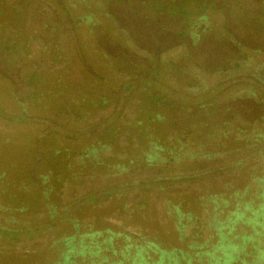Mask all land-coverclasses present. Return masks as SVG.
Here are the masks:
<instances>
[{"label":"rangeland","instance_id":"obj_1","mask_svg":"<svg viewBox=\"0 0 264 264\" xmlns=\"http://www.w3.org/2000/svg\"><path fill=\"white\" fill-rule=\"evenodd\" d=\"M68 1L77 7L0 0V264H53L64 238L98 229L155 242L150 261L177 249L182 264H264V220L257 234L238 221L234 243L255 240L236 257L234 245L223 262L220 251L197 255L213 251L216 224L239 206L264 204V0ZM89 11L107 21L78 30L74 15ZM154 152L165 158L155 169L145 161ZM179 202L200 219L184 218L182 234L167 213ZM10 224L14 238L2 234ZM108 236L94 241L112 261L126 242L111 247Z\"/></svg>","mask_w":264,"mask_h":264},{"label":"trees","instance_id":"obj_2","mask_svg":"<svg viewBox=\"0 0 264 264\" xmlns=\"http://www.w3.org/2000/svg\"><path fill=\"white\" fill-rule=\"evenodd\" d=\"M80 1H81L80 3H82L85 0L84 1L80 0ZM77 5H78L77 2H71V1L65 0L64 6L70 10H74V8L77 7ZM85 6L87 7V5H85ZM89 13H90L89 15H85L83 17H82V15H74L75 24L78 27V30H80V28L82 27L81 23H83V22L85 23V20H87L86 22H88V23L97 22L96 24H102L105 21H107V18H104V20H102L101 17L93 15V11H89ZM113 23H114V25L117 24L116 21H114ZM104 26H106V24ZM106 28H107V31H109L110 35H113V33L119 32V35L120 34L123 35L124 41L127 39L125 36V31L123 29L116 31L115 29H117V26H106L105 29ZM83 48L86 51L88 50V48H86V46H84ZM109 58H111L110 55H108L104 51H98L97 54L95 55V59L107 60ZM113 64H115V63L114 62L109 63V64H107V67L105 65H103V66L105 69L106 68L109 69V68H111V66H114ZM99 75H101V73H99ZM95 101H96V103H95ZM106 102H107V99L102 97L100 99H93L92 104L93 105H99V106L103 107L106 104ZM155 102H158V101H155ZM83 109H84V104H83V102H81L78 105V107L76 108V110L81 115H83ZM24 112H25V114H23V116L19 117L20 121H25L27 119L28 112L27 113H26V111H24ZM72 113L70 114L71 117L69 115H67V117L72 118V115L75 114V113H73V114ZM156 117L160 121V117L159 116H156ZM56 197H57V195H56ZM40 198H41V200L44 199V207L46 208V212L48 215V217L46 219L53 220L54 214L57 212L55 211V209H53L51 207L52 204H51V206L48 205L49 195H46L45 197L43 195L42 196L40 195ZM42 204H43V200H42ZM250 204H251V210L249 209V206H248ZM260 209L262 210V213H260ZM260 209L252 210V203L251 202L247 203V205H245V207L242 208L241 206H239V208L237 210L232 212L233 215H236L235 219L232 220L231 218H229L227 223L224 225H223V223L216 224L215 227L218 228L217 232L219 231V237L220 238L218 239L217 243L214 244V249H213V251H211L212 253L210 256H212V255L214 256L217 251H220L223 254L222 256L225 258L224 253L225 254L226 253H232V251L229 252V251H225L224 249L231 248V247H229V245H232V246L234 245L235 246L234 250L237 251L234 255L236 257V254H240V252L244 250L245 246L243 247V245L245 243L252 242L253 240H255V237L253 235H251V234L246 235V233H243V235H242L243 242L234 243L235 240L232 236V231L235 229V225L238 223V221H244L247 224L252 223L253 227H254L252 234H254V233L257 234L259 231L257 229H255V226L258 224H262L261 221L264 220V204L261 205ZM246 210L251 211L252 215L248 216L246 213ZM260 218H262V219L260 220ZM38 219H39V217H38ZM71 220H73V219H71ZM37 223L38 222L36 221V224L33 228L38 227V229H39L44 224V222L42 224L39 223V226H38ZM226 228H228L227 231L225 230ZM1 229H3V231H2L3 235L12 236L13 238L16 236L17 231H18V230H16L15 232H13L11 230V229H13V225L11 226V224L9 226L8 225H2ZM92 232L93 233L91 236L87 235V233L83 234V238H81L80 243L74 242L75 237H76L74 235H71V236L64 238V241L66 242V245H67V249L61 253V258L53 264H77L75 258L78 255H81L83 257V262L85 261V259H87V257H89L92 264H104V263H107V264H125L124 262L126 260H131V259H132L131 264H164L166 258H169L168 264H178L179 263V257L176 255L177 249H174L172 254L166 253L167 254L166 256L162 255L158 261H154V260L150 261V259H151L150 252L153 251L156 253V250H159L158 245L155 242H146L144 244H140V243L134 244L131 242L129 244L127 243V244L123 245V248L120 247L121 257H117L116 259L113 258L112 261H109L110 260L109 256L102 257L100 254L101 250H102L101 244L97 243V242L95 243V241H94L95 240L94 235L101 236L103 234V232L99 229L96 231H92ZM109 233H110V235L108 237H105V239H104L105 244L106 243L111 244L113 242V239L116 236H118L117 234L111 233L110 230H109ZM86 236H88V237H86ZM86 238L90 239V241L88 243H86ZM57 243L53 242L52 245H56ZM112 246H113V244H111V247ZM132 247L135 248L134 253H132L130 250ZM107 249H108V247H106V250ZM163 253H165V252H163ZM262 253L264 255V250L262 251ZM201 255H203V254H199V256H201ZM183 258H185V257L181 256L180 259H183ZM214 258H215V260L217 259V257H214Z\"/></svg>","mask_w":264,"mask_h":264},{"label":"flooded vegetation","instance_id":"obj_3","mask_svg":"<svg viewBox=\"0 0 264 264\" xmlns=\"http://www.w3.org/2000/svg\"><path fill=\"white\" fill-rule=\"evenodd\" d=\"M156 148V147H155ZM194 155H198V153H191L190 155H188L187 154V157H193ZM204 156V155H203ZM200 157H201V154H200ZM203 158V157H202ZM148 164V166L149 167H151V168H153V169H155L156 167H158L161 163H165V158H163V157H161L160 156V154H158L157 152H154V153H150L149 155H148V157H147V159L145 160ZM168 202V201H167ZM171 207H169V206H167V213H168V215L170 216V217H175V215L176 216H178L179 217V220L176 222V224H177V229H178V231H180V233L182 232L181 231V229L179 228V225L180 224H182V221H183V219L185 218V220H187V221H192L193 223L194 222H197V221H200V219L198 218V217H195V216H193V215H191L190 213H187V216L185 217V215L183 214V213H181V210H180V202L179 203H177V205L176 204H174L173 205V209H170ZM183 225V224H182ZM73 226L75 227V229H77L78 228V226L79 225H77V224H73ZM99 230H101L103 233L104 232H106V234H108V235H110V233H109V230H110V232L111 233H114V234H117L118 236H123V240H125V244H129L130 242L129 241H131L132 240V238L134 237V236H131L130 234H128V233H122V232H120V231H118V232H114L113 230H111V229H106V231L105 230H102V229H99ZM76 232V231H75ZM76 233H78V232H76ZM76 233L74 234V236H76ZM85 233H87V235H92V231L91 230H86L85 232H83L82 233V237H83V234H85ZM182 234V233H181ZM180 234V236H182ZM95 236H97V235H94V237ZM86 237H88V236H86ZM128 238V239H127ZM134 239H139V237L137 236L136 238H134ZM181 239V238H180ZM128 242H127V241ZM131 243H133V242H131ZM135 244V243H134ZM137 244V243H136ZM231 249V248H230ZM161 252V250L159 249V250H156V253H158V252ZM163 252H165V253H163ZM211 251H205V252H203V253H201V254H206L207 253V255L210 253ZM229 252H231V250H229ZM166 253H169V252H167L166 250H164V251H162V254L160 255V258H161V256L162 255H164V256H166L167 254ZM200 254V252H197V255H199ZM186 255H184L183 257H185ZM184 259H186V257L185 258H183V260ZM224 257L223 256H218L217 257V259L215 260V262H223L224 261ZM188 263L190 264L191 263V258H189L188 259ZM178 264H182V261H180V259H179V263ZM215 264V263H214Z\"/></svg>","mask_w":264,"mask_h":264}]
</instances>
